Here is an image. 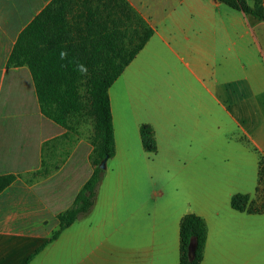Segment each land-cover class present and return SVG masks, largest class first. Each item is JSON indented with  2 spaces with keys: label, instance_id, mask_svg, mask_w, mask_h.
Wrapping results in <instances>:
<instances>
[{
  "label": "crops",
  "instance_id": "obj_1",
  "mask_svg": "<svg viewBox=\"0 0 264 264\" xmlns=\"http://www.w3.org/2000/svg\"><path fill=\"white\" fill-rule=\"evenodd\" d=\"M52 1L0 0V176H15L0 192V264L44 245L28 264H180L190 213L207 225L200 264H264V213L231 205L238 193L258 204L264 185V21L219 0H127L154 34L109 90L115 156L92 210L49 242L93 147L43 114L29 67L8 59ZM71 1L79 34H98L100 14L91 28L78 19L94 0Z\"/></svg>",
  "mask_w": 264,
  "mask_h": 264
},
{
  "label": "trees",
  "instance_id": "obj_2",
  "mask_svg": "<svg viewBox=\"0 0 264 264\" xmlns=\"http://www.w3.org/2000/svg\"><path fill=\"white\" fill-rule=\"evenodd\" d=\"M219 1L264 21L263 0H252L253 4L248 0ZM71 2L53 0L22 31L8 59L11 67H29L46 117L68 131L74 130L75 123L81 120L90 119L94 127L90 137L93 172L72 206L58 215L59 228L49 242L87 215L95 205L106 171L100 164L104 159H112L116 152L109 90L154 34L149 22L127 0H94L97 4L93 3V9L89 5L91 1L79 4L82 13L78 14V19L91 28L95 25L91 18L100 14L98 34L82 36L76 28L79 22L68 17ZM140 134L144 149L156 152L153 128L143 124ZM263 176L264 173L261 181ZM14 180L13 175L0 176V192ZM231 205L238 211L264 213V204L258 205L247 194L233 195ZM206 241L204 219L193 213L184 215L180 224V264H200ZM44 247L37 249L27 264Z\"/></svg>",
  "mask_w": 264,
  "mask_h": 264
},
{
  "label": "rangeland",
  "instance_id": "obj_3",
  "mask_svg": "<svg viewBox=\"0 0 264 264\" xmlns=\"http://www.w3.org/2000/svg\"><path fill=\"white\" fill-rule=\"evenodd\" d=\"M121 105H122V102H121ZM93 132H94V127H93L92 121L90 119L87 120L86 122H83L81 120L79 123H75V128H74V130H72V132L70 133V135L73 136V137L74 136L75 137H78V138L82 137L84 139H87L89 141V143H90V137L93 134ZM136 166H137V169L139 171H145L146 170L145 169V166L140 161H139V163ZM106 172H107V170L105 171V173ZM165 182H166V180H165ZM259 199H260V201H259L258 205L261 206V205L264 204V185L262 187V191L260 192Z\"/></svg>",
  "mask_w": 264,
  "mask_h": 264
},
{
  "label": "water",
  "instance_id": "obj_4",
  "mask_svg": "<svg viewBox=\"0 0 264 264\" xmlns=\"http://www.w3.org/2000/svg\"><path fill=\"white\" fill-rule=\"evenodd\" d=\"M107 162L108 160L107 159H104L101 164H100V168L103 169V170H106L107 169ZM191 256H193V250L191 249Z\"/></svg>",
  "mask_w": 264,
  "mask_h": 264
}]
</instances>
